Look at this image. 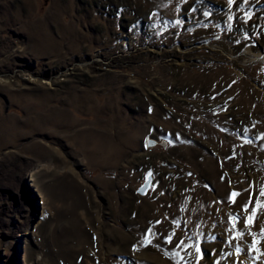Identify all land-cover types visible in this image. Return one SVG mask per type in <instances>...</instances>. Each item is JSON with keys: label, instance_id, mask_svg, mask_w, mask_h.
<instances>
[{"label": "rangeland", "instance_id": "obj_1", "mask_svg": "<svg viewBox=\"0 0 264 264\" xmlns=\"http://www.w3.org/2000/svg\"><path fill=\"white\" fill-rule=\"evenodd\" d=\"M249 53L264 0H0V264H264Z\"/></svg>", "mask_w": 264, "mask_h": 264}, {"label": "snow or ice", "instance_id": "obj_2", "mask_svg": "<svg viewBox=\"0 0 264 264\" xmlns=\"http://www.w3.org/2000/svg\"><path fill=\"white\" fill-rule=\"evenodd\" d=\"M228 4H229V6H232V4H233V0H228ZM193 11H195V9H193ZM205 15H207V13H205ZM228 19L231 21V20L233 19V16H232V15H229ZM247 19H248V17H245V23L247 22ZM176 23L179 24L180 21H177ZM153 27H155V25H153ZM245 38L247 39V36H246ZM150 143H151V142H150ZM150 176H151V173H149L148 176L145 177V182H146V183L149 182V177H150ZM237 195H238V193H236V192H233V193L231 194L232 197H235V196H237ZM261 195L264 196V189L261 190ZM257 206H258V207H264V205L260 204L259 201L257 202ZM243 207H244L245 210H247L248 205L245 204ZM255 212H256V209L253 208V209H252V214H253V215H252V216H249V217L247 218V222H249V223L251 222L253 216L255 215ZM237 219H239V217H237ZM230 220H231V217H230ZM156 223H159V221H157ZM176 223H177V225L179 224L178 221H177ZM197 227H199V225H197ZM156 235H157V234L153 231L152 227L148 228V230H147V232H146V234H145V236H144V239H143L142 243H143L144 245L150 244V243L152 242L151 237H155ZM236 235H237V236H240L241 233H240V232H237ZM172 236H173V234H172V233H169L168 236H166V237H161L160 239L162 240L163 243L168 244V243H171V242H172ZM189 239H191V238H189ZM254 243H255V242H254ZM190 246H191V245H189V244H185L184 241H180V243H178V244L175 245V247H176L177 249H181V250H183V249H187V248H189ZM134 248H135V246H134ZM195 250H196V253H197V255H196V259L199 260V259H200L201 249H200L199 247H196ZM240 251H241V249H240L239 247H237V248H236V252L239 253ZM166 254H167V253H166ZM171 255H173V256H179V253L173 251V252L171 253Z\"/></svg>", "mask_w": 264, "mask_h": 264}, {"label": "water", "instance_id": "obj_3", "mask_svg": "<svg viewBox=\"0 0 264 264\" xmlns=\"http://www.w3.org/2000/svg\"><path fill=\"white\" fill-rule=\"evenodd\" d=\"M151 177H149V182H143L140 188H138L137 193L140 195H145L150 187Z\"/></svg>", "mask_w": 264, "mask_h": 264}, {"label": "bare ground", "instance_id": "obj_4", "mask_svg": "<svg viewBox=\"0 0 264 264\" xmlns=\"http://www.w3.org/2000/svg\"><path fill=\"white\" fill-rule=\"evenodd\" d=\"M250 54V57L252 58V59H254V60H258V59H260V58H262L263 56H264V53H256V54H251V53H249Z\"/></svg>", "mask_w": 264, "mask_h": 264}]
</instances>
